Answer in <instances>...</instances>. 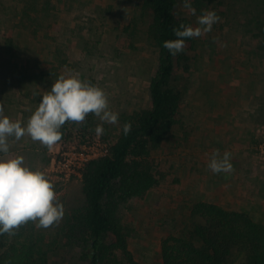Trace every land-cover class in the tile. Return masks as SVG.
<instances>
[{"label":"rangeland","instance_id":"rangeland-1","mask_svg":"<svg viewBox=\"0 0 264 264\" xmlns=\"http://www.w3.org/2000/svg\"><path fill=\"white\" fill-rule=\"evenodd\" d=\"M206 2L197 10L176 0V14L189 18L193 27L205 11H215L220 20L194 38L187 59H175L173 83L181 91L177 123L150 155L159 182L117 210L130 228L128 247L141 264H162L161 239L190 227L196 201L244 210L264 223V8L261 0ZM150 21L142 0H0V105L5 115L26 125L42 94L70 71L102 88L110 109L119 114L116 125L93 114L79 125L66 123L61 141L51 149L27 136L10 139V155H22L27 165L44 171L64 208L63 218L47 229L24 224L47 252L46 264H89L79 232L69 228L84 194L81 172L68 167L103 155L126 120L150 107L149 81L158 65V49L147 36ZM100 124L104 133L98 136ZM217 150L221 157L231 153L232 172L209 170ZM66 153L69 159L59 167ZM200 177L207 184L218 182L208 197ZM15 234L0 235V252ZM118 254L120 264H128Z\"/></svg>","mask_w":264,"mask_h":264},{"label":"trees","instance_id":"trees-1","mask_svg":"<svg viewBox=\"0 0 264 264\" xmlns=\"http://www.w3.org/2000/svg\"><path fill=\"white\" fill-rule=\"evenodd\" d=\"M206 1L189 3L200 10ZM175 5L176 0H142V8L151 12L147 36L158 49V65L149 81L150 107L130 116L125 122L131 124L130 132L125 135L122 127L106 152L81 169L84 205L72 215L69 228L79 232L89 264H120L118 251L128 264H141L128 247L130 228L121 223L117 210L159 182L151 150L166 141L177 123L181 91L173 83L175 59H187L194 38H185L184 50L175 56L163 46L177 38L174 28L190 25L189 18L176 14ZM7 44L11 47L12 39ZM190 219L181 234L161 239L162 264H264V223L248 212L201 200L191 206ZM20 228L0 252V264H46L47 252L28 231L30 225Z\"/></svg>","mask_w":264,"mask_h":264},{"label":"clouds","instance_id":"clouds-1","mask_svg":"<svg viewBox=\"0 0 264 264\" xmlns=\"http://www.w3.org/2000/svg\"><path fill=\"white\" fill-rule=\"evenodd\" d=\"M184 6L191 7L189 0H185ZM192 12L195 14L194 9ZM219 20L215 11H205L197 18L199 26L181 24L173 29L177 38L164 41L163 46L175 56L184 50L185 38H198L210 32ZM89 114L103 123H119V114L110 109L104 90L71 71L59 75L51 89L42 94L26 125L5 115L4 106L0 105V235H14L28 222L47 229L64 215L54 184L44 171L27 165L22 155H10V139L20 141L27 136L51 149L61 141L60 129L66 123L79 125ZM130 130L131 124L125 123L124 134ZM95 133L98 136L104 133L102 124L97 125ZM230 160V152L225 151L221 157L217 150L211 156L209 170L215 174L230 173L234 170Z\"/></svg>","mask_w":264,"mask_h":264},{"label":"built area","instance_id":"built-area-1","mask_svg":"<svg viewBox=\"0 0 264 264\" xmlns=\"http://www.w3.org/2000/svg\"><path fill=\"white\" fill-rule=\"evenodd\" d=\"M85 149V148H84ZM82 151H85V150H82ZM73 155H76L77 154V152L76 151H73V152H71ZM105 153V152H104ZM65 155H69V153H66V154H64V156H63V158L62 159H59L58 160V166L60 167V164H62V165H65L66 164V162H67V160L69 159V158H66V156ZM78 155H80V156H84L85 155V157H89L90 155L88 154V153H84V152H79L78 153ZM74 157H77V156H74ZM91 159V158H90ZM90 159H88V160H86L84 163H82L81 164V162H77V161H72V162H70V164H69V169H68V171L69 172H74V173H78V172H81V169H82V167L84 166V164L87 162V161H89ZM93 159V158H92Z\"/></svg>","mask_w":264,"mask_h":264},{"label":"crops","instance_id":"crops-1","mask_svg":"<svg viewBox=\"0 0 264 264\" xmlns=\"http://www.w3.org/2000/svg\"><path fill=\"white\" fill-rule=\"evenodd\" d=\"M198 179H200L202 182H204V185H205V187H206V189H205V197H208L207 195H208V193H213V191L212 190H215L216 191V188H217V184H218V182H215L214 184L213 183H211V184H207L206 183V181L203 179V177H200V178H198ZM217 181H221L220 179L219 180H217Z\"/></svg>","mask_w":264,"mask_h":264}]
</instances>
